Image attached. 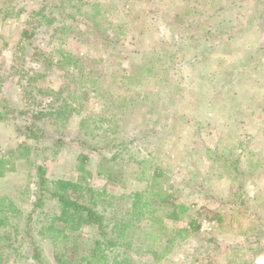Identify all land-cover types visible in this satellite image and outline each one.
Wrapping results in <instances>:
<instances>
[{
	"label": "rangeland",
	"instance_id": "1",
	"mask_svg": "<svg viewBox=\"0 0 264 264\" xmlns=\"http://www.w3.org/2000/svg\"><path fill=\"white\" fill-rule=\"evenodd\" d=\"M252 1L241 2L248 4L240 17L243 22L252 18ZM214 3L75 0L81 10L76 12L68 0H0V77L21 32L35 34V28L32 42L37 50L48 52L51 44L60 43L108 70L101 89L111 92L115 102V108L109 104L108 114L106 97H79L81 111L73 113L66 126L73 138L81 116L89 119L88 124L96 121L95 141L103 153L92 154L67 143L53 154L48 140H41L40 155L32 149L26 150L30 161L11 159L14 168L0 178V190L15 198L23 215L33 187V164L42 163L51 178H84L110 195L136 192L148 198L150 211L139 216V225L129 237L134 264H242L254 258L249 246H257L255 234L264 230V35L253 25L255 19H248L247 29L232 39L220 31L224 41L219 40L217 31L205 30L216 26L214 18L205 19ZM90 10L102 15L101 26L112 24L109 40L97 37L100 34L90 28L94 25L86 18ZM35 11L55 18L53 26L42 25ZM238 12L230 13V18ZM57 26L62 27L52 36ZM35 58L32 50L27 52V66L40 74L29 75L34 85L54 91L66 86L59 70L40 68ZM16 82L9 77L1 84L0 102L12 105L20 100ZM111 113L119 115L117 122L105 119ZM11 116L0 122V157L19 145L36 144L21 133L23 119ZM45 131L51 136L55 127L47 123ZM108 138L120 148L116 147L119 153L114 160H108L116 152L105 143ZM81 152L90 155L86 165L90 176L77 169ZM152 193L174 194L181 221L165 218L170 207L158 206ZM186 216L200 221L195 233L176 231L185 227ZM153 217L161 221L159 232L151 226ZM44 249L49 254L48 242ZM256 260L264 264V251Z\"/></svg>",
	"mask_w": 264,
	"mask_h": 264
},
{
	"label": "trees",
	"instance_id": "2",
	"mask_svg": "<svg viewBox=\"0 0 264 264\" xmlns=\"http://www.w3.org/2000/svg\"><path fill=\"white\" fill-rule=\"evenodd\" d=\"M243 1L245 0H229L223 3L221 0H215L213 10L207 14L205 19L214 18L216 26H205V30L217 31L219 40L224 41L220 31L225 33L226 39H232L251 25L248 24V19L250 22L255 19L253 25L258 27L259 33L264 35V0L252 1V18H247L246 22L240 20L248 8V4L245 6L241 4ZM68 3L70 7H76L75 0H68ZM76 10H78L76 12L81 11L77 7ZM240 10L241 12L236 14L235 19L230 18L232 17L230 13ZM90 12L93 14L87 13L86 18L94 21V25L90 26L92 31L100 34L97 37H102L101 39L105 41L109 40L110 34L108 33L113 29L112 24L101 26L98 19L102 15L96 10H90ZM34 13L42 17V25L53 26L55 18L46 16L43 11ZM60 14L62 15L63 12ZM60 27L62 26L54 28L55 32L52 36H55L56 31H60ZM225 28H230L229 32ZM33 29L36 34L37 29ZM35 34L29 30L21 32L19 40L13 46L9 64L3 67L5 74L0 77V86L7 78H16L20 100L14 101L12 105L7 101L0 102V109H5L4 112L0 110V122L8 121L13 114L20 116L23 119L21 133L36 144L33 147L19 145L16 149L2 155L0 157V178L12 172L14 162L11 159L13 157L30 161L26 150L32 151V149H37L34 152L35 156L40 155V151L43 150L38 148L41 140H48L49 149L55 150L53 154H56L60 147L67 143L78 145L80 149L92 154L103 153L104 148L95 141L96 121L92 120L88 124L89 119L81 116L79 129L73 138L66 132V126L71 115L81 111L82 99L79 97L84 98L86 95H94L101 99L106 97L108 101L106 113H110L109 104L115 108L111 92L101 89V85L107 80L108 70L104 71L100 68L95 60L66 50L60 43L57 46L51 44L48 52L37 50L32 42ZM102 34H105L104 37ZM75 36L79 35L75 34ZM30 50H32V55L36 56L33 59L34 63H38L40 68L44 66L48 71L55 67L66 79V86L62 85L63 88L60 87L59 90L54 91L34 85L29 75L39 76L40 74L38 70L27 66L26 54ZM257 51H261V48L259 47ZM173 57L174 55L170 56V58ZM41 61L44 64H41ZM248 61L247 58L244 65ZM168 68L172 70L173 66ZM27 76H29L28 80H24ZM79 91L83 95H79ZM8 112L13 114L10 115ZM113 113L105 119L117 122L119 115ZM47 123L55 127V132L51 136L45 131ZM105 143L115 147L116 152H110L113 156L108 159L114 160L119 153L118 144L113 138H108ZM89 160L90 155L86 152H81L77 157V169L85 176H90L86 168ZM33 165L35 169L31 183L33 187L30 189L25 215L15 198L0 190V264H16L23 260H29L35 264H134L129 256L134 249L133 241L129 237H131V230L139 225L137 223L139 216L150 211L148 210L150 201L147 197L136 192L118 196L110 195L103 190L94 189L84 178L76 181L51 178L45 165L42 163ZM159 193H152L151 197L157 195L158 201L155 202L158 206L170 207L163 216L170 221H181L179 217L181 208L176 203L174 194ZM123 201L126 202L125 205ZM151 220L153 230L159 232L161 221L155 217ZM182 223L185 227L176 231L195 233L200 226V221L187 216ZM257 231L255 234L257 246H249L252 251L251 256L254 258L247 259L242 264H258L259 262L256 258L264 251V230L258 229ZM44 242H48L51 247L47 255Z\"/></svg>",
	"mask_w": 264,
	"mask_h": 264
}]
</instances>
